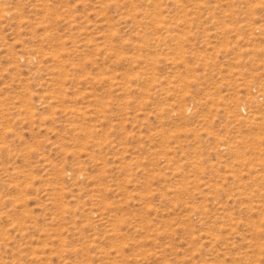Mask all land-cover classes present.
<instances>
[{"label": "rangeland", "instance_id": "rangeland-1", "mask_svg": "<svg viewBox=\"0 0 264 264\" xmlns=\"http://www.w3.org/2000/svg\"><path fill=\"white\" fill-rule=\"evenodd\" d=\"M0 264H264V0H0Z\"/></svg>", "mask_w": 264, "mask_h": 264}]
</instances>
